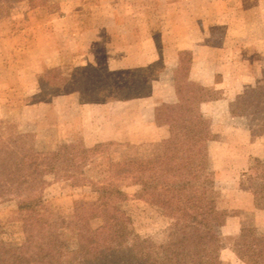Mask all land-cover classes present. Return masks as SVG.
<instances>
[{"label":"rangeland","instance_id":"374dc122","mask_svg":"<svg viewBox=\"0 0 264 264\" xmlns=\"http://www.w3.org/2000/svg\"><path fill=\"white\" fill-rule=\"evenodd\" d=\"M48 1L50 0L44 2ZM65 1L67 0H54V6L49 8V13H54L53 15L57 16L63 10H67L70 7L69 4L64 8L58 5ZM73 1L75 0L71 2ZM96 1H86L90 6L87 17L97 19L98 26H95L94 30L102 27V18L106 22L107 19L113 17V14L119 12L123 15L124 20H127L123 28L119 30L121 38L138 35L141 36L140 40L142 41L148 35H163L164 27L167 30L174 29L167 21L170 17V20L174 21L184 22L186 20L188 27H193L195 32L203 34L208 32L213 37L214 43L217 42L218 48L221 47V49L213 51L204 42V45L197 50L196 61L190 58L184 59L185 62L181 64L179 70H185V67L190 68V64L192 68L197 65L209 70L217 67L222 69L238 67L239 74L235 76L240 78L241 82L238 89L231 91L233 94L235 93L236 97H239L236 100L239 101L236 107L237 112L251 115L252 118H257L264 112V77L258 79L257 72H255V67L264 66V52L259 53L264 49V0H247L248 12L253 18L249 24H243L241 0ZM193 2L199 3V7L189 8L188 6ZM75 3L78 5L79 0H76ZM77 5L74 4L72 7ZM80 6L83 9V5ZM89 6L86 8L88 9ZM98 9L102 11H98ZM106 9L110 12L106 13ZM16 11V13L10 11L5 16L13 18L12 26L10 28L1 26L0 31V33H8L10 30L11 34H14L8 42H0V183L3 186V192L6 193V199L0 202V249L9 255L28 252L33 250L37 240L44 237L42 264H167L159 248L167 242L168 224L147 204L136 197L144 191L153 190V182L143 185L126 182L120 187L128 196V201L123 204L122 209L131 220L133 234L126 236L128 230L127 228L121 229V219L111 216L89 222L91 230L99 231L102 235L107 236L105 241H100L97 250L93 244L89 248L81 250L77 233L74 232L75 229L64 228L55 231L49 230V232L43 230L42 238L35 239L39 232V224L42 226L41 222H44L41 221L43 216L49 220H55L67 217L75 203L109 200V166L128 159L135 160V155L131 154L132 146L129 145L123 147L105 146L100 149H96L95 146L91 150L80 151L77 150L81 147L79 144H72V146H67L69 148L65 152L56 153L57 150H53L57 148V145L55 146L52 139L43 137L41 130L37 131L33 112L30 113L31 119L21 120L20 107L24 109L28 105L36 106L45 99L37 92L36 88L27 89L24 86L21 89L14 88L15 72L21 70L20 55L23 51L28 48H44L43 43L45 42H39V39L45 30L41 31V28L37 26V20L38 18L49 19L51 15H46L45 11L34 7L32 2L27 11H23L21 8H17ZM23 16L29 20V29L24 31L25 35L20 36ZM77 33L80 31L77 30ZM72 34L75 35L74 31ZM64 35L65 33L62 34V36ZM66 36L61 39L67 40ZM93 37L94 33L90 34L89 32H84L79 37L73 36L75 42H72V47H75V50H87L93 45L91 43ZM69 45L71 46V43ZM125 45L126 43H124ZM178 45H180V50L183 49L182 52H178L180 54L192 51L189 50L188 45V51H186L183 48L185 47L183 42ZM169 51L170 55L178 56L174 47ZM135 75L134 72L124 76L126 79H130ZM67 76L68 74H64L58 79V76L55 77L54 74L53 76L41 74L38 83L44 87H49L51 83L55 87L63 86L62 84L65 87L74 85L73 78ZM53 77L56 79L54 80ZM185 90L187 98H190L188 101L193 105L196 104L195 101L208 102L213 95L217 96L215 91L205 88L194 90L193 87L191 89L188 87ZM56 91L65 92L66 89H56ZM218 92L222 96L228 93L223 89ZM159 104L160 109H164V111L157 114V119L159 118L157 123H165L169 127L175 128L177 123L174 122V119H165L167 104H161V102ZM163 119L165 120L163 121ZM48 133L50 132L48 131ZM148 157L149 147L146 159L136 161H145ZM76 167L79 169L77 170ZM52 172H57L60 179L70 176L71 180L63 185H52L51 176H54ZM35 176L45 183V187L40 195L28 197L26 186H22L21 181L28 182ZM219 211L216 214H221ZM219 218L224 219L222 216ZM137 238L139 242L136 241ZM257 240L264 251V238L260 237L259 239L258 236ZM96 241L98 242V240ZM240 245V241L227 245L219 239L217 246L220 261L223 264H264V253L252 255L246 263L240 261L236 256Z\"/></svg>","mask_w":264,"mask_h":264},{"label":"crops","instance_id":"0c3cea01","mask_svg":"<svg viewBox=\"0 0 264 264\" xmlns=\"http://www.w3.org/2000/svg\"><path fill=\"white\" fill-rule=\"evenodd\" d=\"M44 1L39 5L37 0H25L14 5L11 10L13 13L17 12V8L27 11L32 2L34 7L51 15L49 19L37 20V26L41 31L45 30L39 39V42H45L44 48L23 51L20 55L21 70L15 72L14 88H36L45 99L36 106L20 107L21 120L31 119L30 113L33 112L37 131L41 130L43 137L52 139L57 145L53 150H57L56 153L65 152L69 148L67 146L72 144H79L81 147L77 150L86 151L97 145L115 143L122 147L132 146L131 154L135 155V160H143L147 157L148 147L165 139L171 129L168 124L157 123V114L164 111L160 109L159 103L167 104L165 119L175 120L174 112L181 102H186L197 109L204 121L194 129L199 143L201 169L214 176L217 212L220 210L219 215L224 218L223 224L214 228L213 232L227 245L241 242L243 230H253L259 239L264 238V207L257 204L261 197L264 198V193L255 187L264 186V112L257 118L237 112L239 101L236 100L239 97L231 91L238 89L241 82L235 76L239 74L238 67L209 70L197 65L192 68L190 64V68L179 70L184 59L196 61L197 50L204 42L213 51L221 49L217 42L214 43L213 37L208 32L203 34L193 31L186 20L174 21L170 17L167 21L174 29L167 30L164 27L163 35H148L142 41L138 35L121 38L119 30L127 20L119 12L106 22L102 18V27L94 30L98 23L96 18L87 17L90 10L87 0H79L78 5L76 0L59 3V7L64 8L68 4L70 7L57 16L49 13L54 0ZM241 1L243 24H249L253 18L248 12L247 0ZM74 4L77 6L72 7ZM192 6L198 8L199 3L193 2L188 7ZM11 20L13 18L9 16L0 18V31L1 26L10 28ZM28 29L29 20L23 16L19 35H25L24 31ZM77 30L80 33L76 34ZM84 32L94 33L93 45L87 50H75L72 47V42H75L73 36L79 37ZM64 33L67 40L61 39ZM11 36L14 34L10 30L0 33V42H8ZM182 42L186 51L188 48L192 50L190 53H178L183 50L178 45ZM173 47L178 56L170 55L169 49ZM49 72L52 76H58V79L68 74L67 77L73 78L74 85L55 87L51 83L49 87L42 86L38 83L39 75ZM134 72V78H125V74ZM255 72L258 79H262L264 66L255 67ZM104 81L113 90L124 87L126 90H135L143 85L144 94L126 100H108L102 90ZM188 87L213 90L217 96L213 95L208 102L195 101L197 105H193L185 92ZM49 89L66 91L47 96L44 91ZM221 89L228 93L222 96L218 92ZM51 177L52 185H63L71 180Z\"/></svg>","mask_w":264,"mask_h":264},{"label":"trees","instance_id":"16d2710c","mask_svg":"<svg viewBox=\"0 0 264 264\" xmlns=\"http://www.w3.org/2000/svg\"><path fill=\"white\" fill-rule=\"evenodd\" d=\"M24 1L0 0V18L6 16L14 5ZM42 1L44 0H37L39 5H42ZM46 75L52 74L49 72ZM105 81L102 82V90L108 100H126L144 94L143 85L135 90H126V87L113 90L110 84ZM44 92L47 96L57 93L55 89ZM174 118L177 126L171 127L169 135L161 142L149 146L147 160L128 159L109 166V200L75 203L67 217L55 220H49L43 216L41 221L44 222H41L42 226L39 224V232L35 239L42 238L43 230L49 232V230L73 227L77 232L81 250L89 248L91 244L97 250L100 241H105L107 236L102 235L99 231L91 230L89 222L111 216L121 219V229L127 228L128 230L126 236L133 234L131 220L122 209L123 204L128 201V196L120 187L126 182L139 185L153 182V190L144 191L136 197L147 204L168 224L167 242L159 248L167 264H223L220 261L217 246L219 239L213 232L214 228L223 224V219L216 214L218 208L215 197L216 183L211 173H205L201 169L199 143L194 131L204 121L197 109L186 102L179 104L174 112ZM105 146L117 147L120 145L106 143L97 145L96 149ZM76 168L79 169V167ZM52 174L56 179H60L57 172H52ZM64 178H70V176ZM21 185L26 186L28 197L40 195L45 187V183L40 181L37 176L29 179L28 182L21 181ZM255 187L264 193V186ZM5 194L0 183V202L6 199ZM257 204L264 207V198L261 197ZM136 241L139 242L138 238ZM44 245L43 237L41 240H37L33 250L28 252L9 255L0 249V264H42ZM263 253L255 232L243 230L241 245L236 251L237 258L246 263L252 255Z\"/></svg>","mask_w":264,"mask_h":264}]
</instances>
